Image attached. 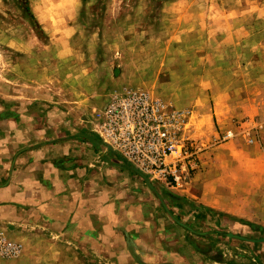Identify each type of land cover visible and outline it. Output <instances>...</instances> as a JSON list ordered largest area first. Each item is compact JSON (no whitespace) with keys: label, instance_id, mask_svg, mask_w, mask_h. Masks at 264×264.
Masks as SVG:
<instances>
[{"label":"rangeland","instance_id":"374dc122","mask_svg":"<svg viewBox=\"0 0 264 264\" xmlns=\"http://www.w3.org/2000/svg\"><path fill=\"white\" fill-rule=\"evenodd\" d=\"M123 89L183 114L186 146L198 154L179 185L200 171L205 153L241 151L264 173V0H0V235L22 246L0 264H38L55 176L102 185L115 221L135 195L161 231L166 224L181 233L175 249L138 247L157 256L84 253L73 264H264V243L248 241L264 238V174L254 220L183 203L179 185L144 174L101 139L99 117ZM211 121H223L213 139ZM118 183H127V198Z\"/></svg>","mask_w":264,"mask_h":264},{"label":"crops","instance_id":"0c3cea01","mask_svg":"<svg viewBox=\"0 0 264 264\" xmlns=\"http://www.w3.org/2000/svg\"><path fill=\"white\" fill-rule=\"evenodd\" d=\"M183 17L177 19L182 20ZM145 33L149 34L147 30ZM211 122L213 139L220 135L217 127L221 129L223 121ZM196 129L197 126H193L191 133H195ZM207 156L206 153L201 156L206 160L201 162L200 171L199 162V172L175 188L174 194L180 196L178 199L183 203L192 202L211 211L254 220L250 210L255 208L256 211L259 203L262 204V200L258 198L257 181L260 178L263 181L264 173L258 171L260 167L256 164L259 161H254L252 155H244L241 151L233 150H230V153L220 151L214 158ZM53 183L48 197L49 234L46 236L49 237V246L34 247V253L38 254V264H73V255L84 253L129 252L142 255L144 252L146 257L153 253L157 256L162 253L159 252L161 250L151 249L145 252L138 247L143 242L145 246L153 248L161 246V249L171 250L175 249L181 240L180 231L176 227L168 228L166 224L163 226L165 221L161 222L162 228L165 227L164 231L160 230L159 222L153 221L151 207L144 199H139L141 203L136 205L134 195L132 201L122 203L124 210H119L120 214L115 211L114 214L119 217L115 221L112 213L106 214L108 208L106 206H111V203H105V188L101 187L102 185L98 184L93 189L89 187V183H78L72 179L58 182L57 176ZM119 185L124 190V198H127L129 189L123 187L127 183H118L117 186ZM253 194L256 196L255 199L252 198ZM39 204L43 206L47 203L43 204L41 201ZM128 209L141 211V218L139 220L130 218ZM156 224L159 233L154 237L153 228ZM46 236L38 235L42 238ZM43 254H49V257L43 258L41 256Z\"/></svg>","mask_w":264,"mask_h":264},{"label":"built area","instance_id":"2783aa9c","mask_svg":"<svg viewBox=\"0 0 264 264\" xmlns=\"http://www.w3.org/2000/svg\"><path fill=\"white\" fill-rule=\"evenodd\" d=\"M98 122V132L105 143L167 187L179 185L180 174L188 169L186 161L198 154V148L190 152L186 146L189 138L183 114L141 90L123 89L112 95ZM192 163L195 164H189ZM21 252V245L0 235V258L14 259Z\"/></svg>","mask_w":264,"mask_h":264},{"label":"water","instance_id":"95a60500","mask_svg":"<svg viewBox=\"0 0 264 264\" xmlns=\"http://www.w3.org/2000/svg\"><path fill=\"white\" fill-rule=\"evenodd\" d=\"M133 171H134L135 173H137L138 175H140V176L146 181L147 185H149L151 188H153L152 183L150 182V180H149L145 175H143V174H142L139 170H137L136 168H133ZM159 198H160V200L162 201V198H161L160 196H159ZM163 205H164V208H165V209L168 211V213L171 215V213H170L168 207H167L165 204H163ZM172 218H173V217H172ZM173 219H174V221H176V223H178L179 225H181V226H183V227H185V228L190 229L188 226L182 224V223H181L180 221H178L177 219H175V218H173ZM230 236H233V235H230ZM233 237L238 238V239H242V240H247V239H244V238H241V237H238V236H233ZM248 241L253 242V243H264V238H263V239H259V240H248Z\"/></svg>","mask_w":264,"mask_h":264}]
</instances>
